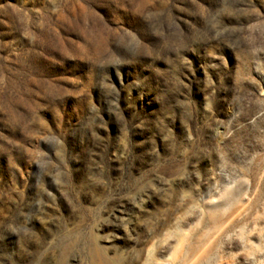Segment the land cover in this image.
<instances>
[{
    "label": "rangeland",
    "instance_id": "1",
    "mask_svg": "<svg viewBox=\"0 0 264 264\" xmlns=\"http://www.w3.org/2000/svg\"><path fill=\"white\" fill-rule=\"evenodd\" d=\"M264 264V0H0V264Z\"/></svg>",
    "mask_w": 264,
    "mask_h": 264
},
{
    "label": "bare ground",
    "instance_id": "2",
    "mask_svg": "<svg viewBox=\"0 0 264 264\" xmlns=\"http://www.w3.org/2000/svg\"><path fill=\"white\" fill-rule=\"evenodd\" d=\"M96 264H111V262H100V263H96Z\"/></svg>",
    "mask_w": 264,
    "mask_h": 264
}]
</instances>
